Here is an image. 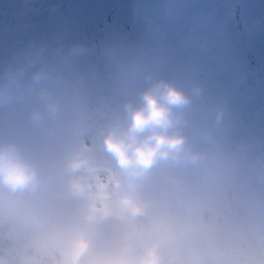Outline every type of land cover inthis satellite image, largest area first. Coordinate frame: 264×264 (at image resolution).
I'll list each match as a JSON object with an SVG mask.
<instances>
[{"label":"clouds","instance_id":"obj_1","mask_svg":"<svg viewBox=\"0 0 264 264\" xmlns=\"http://www.w3.org/2000/svg\"><path fill=\"white\" fill-rule=\"evenodd\" d=\"M201 91L80 40L0 59V264H161L156 209L235 164Z\"/></svg>","mask_w":264,"mask_h":264},{"label":"rangeland","instance_id":"obj_2","mask_svg":"<svg viewBox=\"0 0 264 264\" xmlns=\"http://www.w3.org/2000/svg\"><path fill=\"white\" fill-rule=\"evenodd\" d=\"M65 40L199 84V122L223 109L235 164L205 196L156 209L161 264H264V0H0V59Z\"/></svg>","mask_w":264,"mask_h":264},{"label":"water","instance_id":"obj_3","mask_svg":"<svg viewBox=\"0 0 264 264\" xmlns=\"http://www.w3.org/2000/svg\"><path fill=\"white\" fill-rule=\"evenodd\" d=\"M121 7L119 6L117 9H116V11H115V13H114V20H117L118 18H119V15H121ZM106 25H107V27H111V23H109V22H107L106 23ZM140 30V27L138 26V24L136 23L135 24V33H134V36H137L138 35V31ZM177 30L178 31H180V29H179V26L177 25Z\"/></svg>","mask_w":264,"mask_h":264},{"label":"flooded vegetation","instance_id":"obj_4","mask_svg":"<svg viewBox=\"0 0 264 264\" xmlns=\"http://www.w3.org/2000/svg\"><path fill=\"white\" fill-rule=\"evenodd\" d=\"M113 28V27H112ZM111 31H113V30H111ZM113 33V32H112Z\"/></svg>","mask_w":264,"mask_h":264}]
</instances>
